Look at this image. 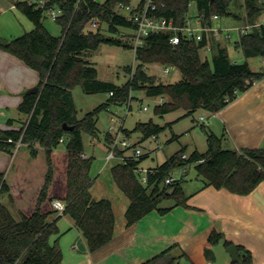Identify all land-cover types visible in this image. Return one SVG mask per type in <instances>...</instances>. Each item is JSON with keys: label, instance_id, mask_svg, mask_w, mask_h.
I'll list each match as a JSON object with an SVG mask.
<instances>
[{"label": "trees", "instance_id": "trees-1", "mask_svg": "<svg viewBox=\"0 0 264 264\" xmlns=\"http://www.w3.org/2000/svg\"><path fill=\"white\" fill-rule=\"evenodd\" d=\"M134 0H51L62 8L58 22L60 36L52 34L44 24L43 9L26 1H19L17 8L34 24V28L13 39H0V48L17 56L40 74L39 91L27 93L20 104L21 112L29 116L23 130H0V150L13 152L15 158L9 173L0 172V264H64L63 251L51 237L59 232L56 221L50 216L58 212L53 207L55 199H62L66 208L62 214L74 220L83 233L90 251L109 242L115 232V213L108 198L94 199L91 187L94 183L90 171L92 157H83L84 133L98 134L99 113L113 103H128L133 92L144 91L149 97H162L155 112H167L183 108L192 114L198 108L211 113L218 112L234 101L239 94L250 89L264 78V69L253 70L247 61L231 58L228 47L220 40L212 39L211 58H204L206 40L183 39L174 45L171 33H155L146 38L145 45L135 52L136 65L128 67L129 80L118 85L101 80L98 69L87 59L90 51L101 44L110 43L133 48L129 38L110 37L103 32H119L121 27L134 25L115 9L118 4H130ZM158 15L174 19L184 25L191 17L194 4L197 15L203 13L205 21L213 24L215 16H233L242 23L253 24L264 9L260 0H245L246 13L240 16L231 9L233 0H164ZM93 18L99 19V27L88 29ZM131 36V34H130ZM235 48L246 57L264 58V27L255 26L239 36ZM160 64L176 67L182 80L164 83L157 75L148 72L149 65ZM80 85L86 93L113 92L109 99L94 110L78 117L73 88ZM65 125L73 126L67 129ZM208 148L205 152L185 150L175 152L164 163L151 168L149 181L144 185L135 168L144 160H128L112 166L115 182L130 199L125 212L130 225L151 212L167 213L176 205L187 206L181 177L167 184L166 178L177 168L194 167L205 185L227 188L238 194H248L264 180V148H225V134L217 135L205 124ZM164 127L153 120L140 122L136 130L146 136L158 134ZM124 132L125 129L123 128ZM129 133V132H128ZM12 138V142H9ZM112 134L106 135L111 142ZM65 143V148H61ZM125 150L118 149V154ZM4 198L7 200L5 201ZM165 201L172 202L165 206ZM17 208L15 214L11 208ZM224 236L213 231L211 245ZM228 247L232 241L224 238ZM243 264H253L249 249L239 245ZM211 257V250H206ZM183 255L175 256L166 250L144 264H180ZM233 264H237L233 261Z\"/></svg>", "mask_w": 264, "mask_h": 264}, {"label": "crops", "instance_id": "crops-1", "mask_svg": "<svg viewBox=\"0 0 264 264\" xmlns=\"http://www.w3.org/2000/svg\"><path fill=\"white\" fill-rule=\"evenodd\" d=\"M18 2H0V12L17 7ZM242 4L245 6V0H242ZM196 15L197 12L191 14L193 17ZM228 18L236 19L240 24L242 22L233 16ZM220 41L227 46L228 40L221 38ZM210 54L212 52L207 53V56ZM40 81L37 70L0 48V130L24 129L29 116L21 112L19 107L24 95L38 87ZM205 120L206 126L215 134H225V148H264V78L223 109L210 112ZM109 144L106 140V152ZM19 146L17 143V148ZM17 148L13 152L0 150V172L5 176L11 169ZM84 154L88 157L86 152ZM183 178L184 192L188 195L187 206L176 205L165 214L152 210L130 225L125 217L130 204L128 196L122 191L128 199L118 194L119 201L116 203L108 198L112 201L115 213V232L109 242L94 251L89 250L83 233L73 219L59 212L52 214L50 221H56L59 232L51 237V242H59L63 263L144 264L170 249L175 256L184 254L180 264H233L224 244L225 238L249 249L253 264H264V180L250 193L238 194L227 188L207 186L199 176L195 183L187 182L185 176ZM171 204L168 201L165 206ZM11 208L17 214V208ZM213 231L224 236L215 245L209 242ZM207 249L215 252V258L212 254L211 257L207 256Z\"/></svg>", "mask_w": 264, "mask_h": 264}, {"label": "rangeland", "instance_id": "rangeland-1", "mask_svg": "<svg viewBox=\"0 0 264 264\" xmlns=\"http://www.w3.org/2000/svg\"><path fill=\"white\" fill-rule=\"evenodd\" d=\"M0 2L11 3L12 0H0ZM190 9L191 14L195 15L197 10L194 4L191 5ZM231 9L241 17L246 13L242 0H233ZM6 10L5 12H0V39H13L34 28L33 22L17 7H9ZM126 13V11H123V14ZM44 24L52 34L57 36L62 34L61 26L55 20L46 16ZM214 24L216 27H221L224 24L223 27L232 28L239 25L240 22L236 19L228 18V16H220L215 19ZM101 28L108 36L115 38L123 37L127 39L134 32L132 28L125 27H121L118 33L108 32L106 23H102ZM238 39L239 34L233 31V38L227 42L231 58L238 62L247 61L253 70H262L264 67L262 57H246L241 50L235 48V42ZM84 56L94 63L101 80L114 82L118 85H122L129 80L128 67L136 65L135 50L122 45L103 43L97 50L90 51ZM209 58H211V54ZM163 68V65L152 64L149 65L148 72L152 75H157L164 83H175L182 80L183 76L176 67L171 66L168 74L163 73ZM73 96L78 110V117L82 118L87 112L106 102L110 94L108 92L86 93L80 85H77L73 88ZM133 97L130 110H128V103H113L108 109L100 111L96 137L87 133L83 135L84 152L87 153L88 157L93 158L90 174L94 179V183L90 189L91 194L97 198H111L115 203L119 201L118 194L125 199L128 198L118 188L112 174V166L123 162V160L120 157H116L110 162L106 161L107 152L104 144L106 135L110 131L116 133L117 129L123 125L125 131H127L124 132L125 136L128 135L127 137L141 147L143 153L147 155L141 163V166L145 168L156 167L164 163L170 156L180 150H185L186 154L190 155L194 150L205 152L208 148L207 132L201 126V122L203 118L207 119L210 116L209 110L201 107L192 114H187L185 109L179 108L161 115L155 112V108L164 101L162 97H149L144 91L133 92ZM145 106L148 109H144ZM112 116H115L118 120L114 130L110 128L114 123L111 119ZM150 120L164 128L158 134L150 136H146L144 132L135 129L138 123ZM60 147L65 148V143H61ZM124 150L127 156H131L134 153V147L124 148ZM183 171V168H177L173 173L175 176H185L187 182L193 181L195 183L198 176L196 169L190 167L186 173L182 174ZM167 203L168 201H165L163 205ZM211 254L215 258L213 250Z\"/></svg>", "mask_w": 264, "mask_h": 264}, {"label": "built area", "instance_id": "built-area-1", "mask_svg": "<svg viewBox=\"0 0 264 264\" xmlns=\"http://www.w3.org/2000/svg\"><path fill=\"white\" fill-rule=\"evenodd\" d=\"M15 1H26L30 5H34L36 8L43 9L44 14L51 18L52 20H57L60 15H62V8L59 5H56L51 2V0H15ZM264 7V0H260ZM165 5L164 0H137L132 1L130 4H118L115 11L118 14L124 15L133 25V33L131 34L129 40L133 45V49L136 50L139 47L145 45L146 38L151 34H159L163 32H170L171 39L170 42L174 45L181 42L183 39L201 41L206 40V45L203 47L204 58H207V53L212 51V39L215 38L220 40L224 38L226 40H231L233 38V31H236L239 36L250 32L255 26L264 27V9L261 16L253 24L241 23L235 27H216L214 24H209L205 21V16L203 13L196 15L195 17H189L185 24L180 26L177 25L172 18H167L162 15H158L157 12ZM123 11H126V14H123ZM215 16L214 18H217ZM213 18V19H214ZM99 19L93 18L88 26V29L95 30L99 27ZM171 66H164L163 73L168 74L170 72ZM113 95V92H110ZM161 104V103H160ZM131 109V101L128 102V110ZM144 109H148L146 106ZM114 122L111 125V129L114 130L115 125L118 124V120L115 116L111 117ZM201 124H207V121L203 118ZM112 139L109 144L108 152L106 155L107 161H111L116 157H120L123 162L128 160H140L145 154L141 147L133 143L127 136H125L123 125L117 129L116 133H112ZM9 141H13L12 138H9ZM21 144V140L17 142ZM134 147V153L131 156L124 154H118V149ZM83 157H86L85 154H82ZM153 170L151 168L142 167L139 164L135 168V172L138 174L141 182L146 185L149 181V174ZM185 169L182 174H184ZM181 176H175L172 172L169 175L165 182L171 184L179 180ZM53 207L59 212L63 213L66 208L65 201L61 199H55L53 201Z\"/></svg>", "mask_w": 264, "mask_h": 264}, {"label": "water", "instance_id": "water-1", "mask_svg": "<svg viewBox=\"0 0 264 264\" xmlns=\"http://www.w3.org/2000/svg\"><path fill=\"white\" fill-rule=\"evenodd\" d=\"M38 92V87H35L29 91V93H37ZM67 129H72L73 126H68L65 125ZM227 251L231 255L233 261H235L237 264H243L240 255H239V250L236 244L232 243L227 247Z\"/></svg>", "mask_w": 264, "mask_h": 264}]
</instances>
